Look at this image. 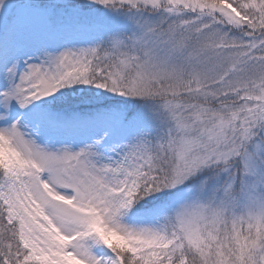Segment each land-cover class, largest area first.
Here are the masks:
<instances>
[{
	"label": "snow or ice",
	"instance_id": "1",
	"mask_svg": "<svg viewBox=\"0 0 264 264\" xmlns=\"http://www.w3.org/2000/svg\"><path fill=\"white\" fill-rule=\"evenodd\" d=\"M0 264H264V0H0Z\"/></svg>",
	"mask_w": 264,
	"mask_h": 264
}]
</instances>
